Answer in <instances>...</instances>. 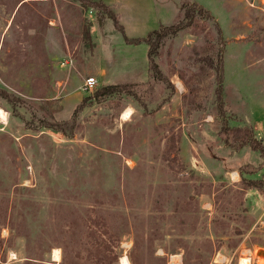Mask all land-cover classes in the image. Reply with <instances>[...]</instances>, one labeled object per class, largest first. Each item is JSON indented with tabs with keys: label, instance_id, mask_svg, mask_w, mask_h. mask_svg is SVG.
<instances>
[{
	"label": "rangeland",
	"instance_id": "1",
	"mask_svg": "<svg viewBox=\"0 0 264 264\" xmlns=\"http://www.w3.org/2000/svg\"><path fill=\"white\" fill-rule=\"evenodd\" d=\"M102 1L129 37L176 22L183 4L206 13L162 41V77L150 78L146 46L126 45L94 7L0 0V89L13 96H0V264H238L248 253L264 264L260 153L218 135L215 70L204 61L217 62L223 42L229 125L260 143L264 0ZM90 76L96 85L86 89ZM145 81V106L92 97L101 85ZM73 114L70 137L46 128Z\"/></svg>",
	"mask_w": 264,
	"mask_h": 264
},
{
	"label": "trees",
	"instance_id": "2",
	"mask_svg": "<svg viewBox=\"0 0 264 264\" xmlns=\"http://www.w3.org/2000/svg\"><path fill=\"white\" fill-rule=\"evenodd\" d=\"M83 6H92L97 10V13L101 17H109L114 25V28L123 35V40L126 45H141L146 46L145 55H146V65L147 72L150 75V78L161 76V73L157 67L155 58L158 56L159 48L162 41L166 38L174 37L178 32L184 28L190 26L195 17L198 14H202L205 11L200 7H196V4H183V13L182 16L174 23L163 25L160 24L156 29L150 30L144 37H129L124 31L123 25L119 22L117 18V13L114 10L103 2L102 0H79ZM206 13V12H205ZM80 33L83 41L90 47H93V42L91 40V23L89 20H84L80 27ZM223 42L221 47L218 49L219 57L217 62H213L209 56H206L204 61H207L208 66L213 64L215 70V91L214 97L215 102L218 106V117L221 120V128L218 131L219 136H224L223 141L226 145L230 146L231 149L242 148L245 144H248L250 147L257 148L260 153V162L262 166V146L261 143L255 141L252 138L249 128L245 127H236L235 125H229V120L234 116H231L230 113H226L224 109V102L222 98V61H221V52H222ZM210 61V63H208ZM215 63V64H214ZM212 67V66H211ZM212 67V68H213ZM150 83L145 82H124L116 84H105L95 88L92 91V97L98 101H103L112 96L120 95H129L132 96L138 103L145 106L146 99L149 98L150 93ZM0 96L5 97L6 99H13V96L9 97V93L0 89ZM78 108V107H77ZM75 114V113H74ZM74 114L72 117L65 121H52L48 123L46 128L53 129L55 132L62 134L64 137H70L73 133L74 126L76 124V119ZM229 137L232 141L229 140ZM247 186L249 182H246Z\"/></svg>",
	"mask_w": 264,
	"mask_h": 264
},
{
	"label": "bare ground",
	"instance_id": "3",
	"mask_svg": "<svg viewBox=\"0 0 264 264\" xmlns=\"http://www.w3.org/2000/svg\"><path fill=\"white\" fill-rule=\"evenodd\" d=\"M129 112L128 111H124L122 113V117L126 118L128 116ZM7 113L0 108V119L4 120L6 118ZM222 256V255H221ZM52 257L53 259H58L59 258V251L58 248L57 249H53L52 250ZM122 264H128V261L125 257L121 258ZM250 257L247 254H243L238 258V264H250Z\"/></svg>",
	"mask_w": 264,
	"mask_h": 264
},
{
	"label": "built area",
	"instance_id": "4",
	"mask_svg": "<svg viewBox=\"0 0 264 264\" xmlns=\"http://www.w3.org/2000/svg\"><path fill=\"white\" fill-rule=\"evenodd\" d=\"M71 60H63V62H62V65H69V64H71ZM96 85V80H95V78L93 77V76H90V77H86L85 79H84V82H83V86H84V88H86V89H92L94 86ZM260 143H261V146H262V150H263V154H262V166H263V168H264V136L263 137H261L260 139ZM254 251V250H253ZM249 255L251 254V253H248ZM224 259L223 258H217V259H214V262H218V261H223Z\"/></svg>",
	"mask_w": 264,
	"mask_h": 264
},
{
	"label": "water",
	"instance_id": "5",
	"mask_svg": "<svg viewBox=\"0 0 264 264\" xmlns=\"http://www.w3.org/2000/svg\"><path fill=\"white\" fill-rule=\"evenodd\" d=\"M260 252H261V253H264V251H258V253H260Z\"/></svg>",
	"mask_w": 264,
	"mask_h": 264
},
{
	"label": "crops",
	"instance_id": "6",
	"mask_svg": "<svg viewBox=\"0 0 264 264\" xmlns=\"http://www.w3.org/2000/svg\"><path fill=\"white\" fill-rule=\"evenodd\" d=\"M256 128V127H255ZM257 132V129L255 130Z\"/></svg>",
	"mask_w": 264,
	"mask_h": 264
}]
</instances>
